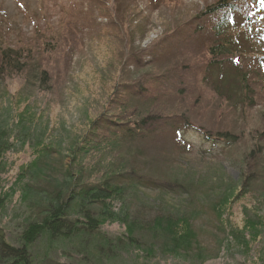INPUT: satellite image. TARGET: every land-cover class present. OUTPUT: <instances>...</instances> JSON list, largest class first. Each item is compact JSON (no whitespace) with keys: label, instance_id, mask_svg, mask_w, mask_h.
<instances>
[{"label":"rangeland","instance_id":"374dc122","mask_svg":"<svg viewBox=\"0 0 264 264\" xmlns=\"http://www.w3.org/2000/svg\"><path fill=\"white\" fill-rule=\"evenodd\" d=\"M219 1L0 0V66L9 48L24 56L21 71L0 72V232L8 243L20 244L33 214L24 198L37 203L39 191L71 188L73 174L118 188L110 213L129 215L154 251H121L95 264H264V0L234 2L230 26L241 54L209 74L206 52L218 41L210 29L229 14L210 13ZM236 66L252 87L246 101L215 89L221 79L236 86L228 76ZM142 88L168 95L143 105ZM122 102L161 119L104 156L91 125L119 114ZM218 133L239 141L204 140ZM127 167L142 180L112 176ZM157 217L178 224L183 249L149 229ZM105 221L103 234H125L122 222ZM76 244L53 245L44 234L31 248L35 264H91Z\"/></svg>","mask_w":264,"mask_h":264},{"label":"trees","instance_id":"16d2710c","mask_svg":"<svg viewBox=\"0 0 264 264\" xmlns=\"http://www.w3.org/2000/svg\"><path fill=\"white\" fill-rule=\"evenodd\" d=\"M236 0H221L215 6H212L210 13L215 11L225 10L224 13L217 24H215L210 32L214 33V36L218 41L215 45L207 49L206 54L208 55V69L209 74H213L215 70H218L229 62H233V58L236 54H241L242 42L235 39L233 30L231 28L230 15L237 13L239 10V5L234 4ZM240 1V0H238ZM242 1V0H241ZM122 30V28H119ZM0 72L4 71V67H8L11 70L21 71V61L23 60V54L13 50L7 49L2 52ZM133 55L129 57H133ZM137 58H139L137 56ZM141 59H138L135 64V69H139V64ZM187 67V66H186ZM188 68V67H187ZM231 74L228 76L235 77L236 86L232 85L229 81L226 83H221L222 79L216 82L217 86L215 89L222 98H226L229 94L238 96L246 101L249 98V93L251 92V84L248 80V74L242 72L239 67H234L231 69ZM119 77V76H118ZM46 78L43 77L42 82H45ZM142 82L135 83L137 86ZM119 86L122 90L126 92L125 84L121 83ZM141 98L145 99L146 103L143 105L155 106L159 104V101L168 94L166 92L148 95V92L142 88ZM229 89H231L229 91ZM140 92V91H139ZM138 92V93H139ZM176 95L175 98L180 99L183 96V91H175L173 93ZM149 99V100H148ZM248 103L252 105L253 99H249ZM119 104L116 110L119 114H109V115H98L97 119L92 122V130L90 135L97 140L99 153L106 156L107 153L115 152L118 153L122 144L120 140L124 137L133 139L136 136L139 137L145 129H150L152 126H156L160 122L161 117L158 116L160 112H150L146 111L140 112L136 106H132L131 110L126 102ZM127 105V107H126ZM111 108L107 109L108 111ZM107 112V111H106ZM109 113V112H107ZM106 113V114H107ZM103 128L105 134L110 135H100L95 134L97 130ZM99 138H96L98 137ZM210 137L213 139H220L222 144L217 145H232L239 141L236 136L230 133H218L217 136H211L207 134L204 140L210 141ZM111 138V140H110ZM109 140V141H108ZM79 146V145H78ZM80 147V146H79ZM47 149V147H46ZM49 149V148H48ZM81 150L79 148L78 152ZM73 156L77 160L76 155ZM116 161V160H115ZM119 169V168H117ZM136 172L122 171L121 173L112 175L115 179L123 180L126 175L134 176L139 180L141 177H137ZM75 178L73 186L61 187L59 189L49 188L44 190V192L39 191L38 194L43 195L40 197L37 195V203L34 200L29 199L27 196L24 198V202H32L29 205V210L34 209L31 213L30 219L28 221L27 227L22 232L21 238L19 239V245H11L7 242L5 235L0 232V264H35L36 258L32 253L31 248L35 246L39 238L47 234L50 242L56 243L58 241H68L71 245L77 243L78 248L73 247L72 250L78 251L82 255L84 254L83 260L85 262L95 264L98 262H103L109 260L120 254L121 251H142L144 255L151 256L154 251L151 247H144L141 241L138 239V234L143 232V229L130 219L129 215H125L123 218L117 214L110 213L112 210L110 208V202H112L113 196L119 193L118 188L111 185L105 180L101 182H84V178L77 175L70 176V178ZM86 181V180H85ZM143 185V184H141ZM145 186V183H144ZM168 186V185H166ZM68 188V189H67ZM28 195V194H27ZM225 196H228L225 194ZM227 198V197H226ZM79 200L78 210H71L72 205ZM224 201H226L224 199ZM99 208L98 212L93 210L92 207ZM106 212L100 211L102 209ZM29 211V213H30ZM105 220L114 224V222L123 223L125 228V234L120 237L112 238L106 233H102L101 230L106 223ZM178 224L170 218L157 217L156 220L151 224L150 230L155 229L164 233L167 238L172 236V241L175 245V249L180 250V241L183 243L187 242V239L183 236L178 235ZM190 249V245L188 247ZM183 249V248H181ZM48 257V256H47Z\"/></svg>","mask_w":264,"mask_h":264}]
</instances>
